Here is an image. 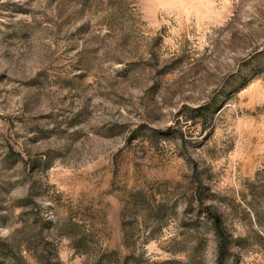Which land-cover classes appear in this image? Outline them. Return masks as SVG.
<instances>
[{
  "label": "rangeland",
  "instance_id": "1",
  "mask_svg": "<svg viewBox=\"0 0 264 264\" xmlns=\"http://www.w3.org/2000/svg\"><path fill=\"white\" fill-rule=\"evenodd\" d=\"M0 264H264V0H0Z\"/></svg>",
  "mask_w": 264,
  "mask_h": 264
},
{
  "label": "trees",
  "instance_id": "2",
  "mask_svg": "<svg viewBox=\"0 0 264 264\" xmlns=\"http://www.w3.org/2000/svg\"><path fill=\"white\" fill-rule=\"evenodd\" d=\"M208 210L207 213L208 215L210 216L214 226H215V229L218 231V233L222 236H224V232H223V225H222V219H221V216L216 214V213H213L210 211V208H207ZM224 246H225V238L222 239V241L220 242V258L222 259L223 258V255H224ZM220 259V261H221Z\"/></svg>",
  "mask_w": 264,
  "mask_h": 264
}]
</instances>
